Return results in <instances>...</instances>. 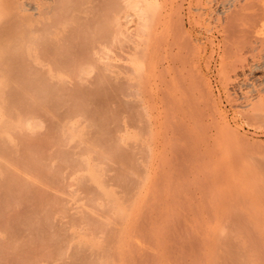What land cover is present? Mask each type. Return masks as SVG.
<instances>
[{"label":"rangeland","instance_id":"1","mask_svg":"<svg viewBox=\"0 0 264 264\" xmlns=\"http://www.w3.org/2000/svg\"><path fill=\"white\" fill-rule=\"evenodd\" d=\"M0 1V264H264V109L176 132L177 0Z\"/></svg>","mask_w":264,"mask_h":264},{"label":"bare ground","instance_id":"2","mask_svg":"<svg viewBox=\"0 0 264 264\" xmlns=\"http://www.w3.org/2000/svg\"><path fill=\"white\" fill-rule=\"evenodd\" d=\"M168 4L165 1V43L171 37ZM177 5V28L183 30L184 40L177 50L180 86L174 129L181 137L189 131L206 136L236 132L230 122L237 116L249 119L255 100L264 109V0H177ZM189 45L191 58H197L193 73L186 69ZM249 85L260 89L243 97L241 91ZM163 100L170 102L167 90Z\"/></svg>","mask_w":264,"mask_h":264}]
</instances>
